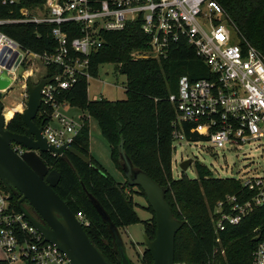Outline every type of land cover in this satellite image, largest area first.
Segmentation results:
<instances>
[{
  "label": "built area",
  "instance_id": "built-area-1",
  "mask_svg": "<svg viewBox=\"0 0 264 264\" xmlns=\"http://www.w3.org/2000/svg\"><path fill=\"white\" fill-rule=\"evenodd\" d=\"M15 17L0 15V77L6 72L11 83L0 88L9 91L15 81L21 87L23 102L14 108L22 111L28 100V80L38 83L53 80L42 88L38 115L44 116L42 134L56 147L72 145L89 117L81 122L63 109L70 104L62 97L79 78L92 77L89 59L104 42V34L139 23L150 37V53L167 56L172 45L185 42L194 47L209 67L210 78L192 80L188 75L179 79L178 92L169 99L175 105L172 121V146L187 140L184 124L191 123V132L204 135L210 147L239 149L244 144L264 143V54L244 38L238 27L215 0H1ZM17 23L51 25L55 50L36 52L24 49L21 43L2 27ZM146 57V55L144 56ZM22 73L17 78L19 67ZM51 67L57 71L49 73ZM37 77V81L32 79ZM4 113V111H3ZM6 121L7 118L4 113ZM193 141V142H198ZM18 153L26 149L12 142ZM73 146V145H72ZM53 155H58L53 152ZM176 161V160H175ZM246 191L227 194L211 212L214 247L205 264H218L225 257V233L256 207L264 205V166L247 169L240 177ZM8 190L0 179V248L10 264L18 260L26 264H72L71 260L29 222L21 212L14 211ZM82 226L91 221L82 211L76 213ZM176 264H185L177 262ZM252 264H264V238L257 241Z\"/></svg>",
  "mask_w": 264,
  "mask_h": 264
},
{
  "label": "trees",
  "instance_id": "trees-1",
  "mask_svg": "<svg viewBox=\"0 0 264 264\" xmlns=\"http://www.w3.org/2000/svg\"><path fill=\"white\" fill-rule=\"evenodd\" d=\"M215 1L222 5L240 34L264 54V0ZM12 8L14 11H9L0 0L1 16H17L19 9ZM2 29L17 39L24 49L50 53L55 50L51 25L17 23ZM139 48L150 49V37L139 23L129 24L122 30L106 32L103 45L89 59L92 77L99 75L100 65H116V71L126 76L125 98L90 99L89 80L86 77L79 78L73 87L63 92L62 97L70 106L87 110L98 119L104 137L112 146L113 157L122 170L121 141L134 166L164 186L166 200L174 217L183 221L175 237V260L185 264H205L214 247L212 210L227 194L240 195L246 188L235 177L214 176L211 169L200 161H195L196 177H189L185 173L174 177L172 121L176 117V108L169 97L178 92L182 75L197 80L210 78L212 73L194 47L185 42L172 45L165 57H137L135 52ZM56 71V67L49 69L50 74ZM44 118L37 115L36 123L43 124ZM183 126L188 140L207 139L198 132H191L193 124L185 123ZM8 129L25 133L26 125L19 112L8 123ZM72 145L87 155L90 163L71 152H67V158L51 152H44L41 156L50 169L55 168L61 173L56 192L75 214L82 211L91 221L90 226L85 227L90 240L106 258L117 263L113 235L89 195L101 204L120 230L140 220L129 194L130 186L127 180L124 183L113 180L92 157L88 119L83 122ZM139 189L146 197L142 188ZM12 193L10 206L20 212L18 203L22 194L14 188ZM148 208L152 217L141 222L144 232L154 238L155 213L150 205ZM261 238H264V205L256 207L240 224L227 230L226 256H219L218 264H252V252ZM145 253L143 261L149 264L152 262L151 253L147 248ZM0 264L10 262L1 258Z\"/></svg>",
  "mask_w": 264,
  "mask_h": 264
},
{
  "label": "water",
  "instance_id": "water-1",
  "mask_svg": "<svg viewBox=\"0 0 264 264\" xmlns=\"http://www.w3.org/2000/svg\"><path fill=\"white\" fill-rule=\"evenodd\" d=\"M52 80L53 77L45 78L36 84L28 80L29 96L26 107L20 112L26 125L25 133L8 129L9 121H6L4 105L0 99V179L8 190V199L11 200L13 197L12 188L22 194L18 203L20 212L45 240L54 243L72 264H134L126 253L119 228L113 224L107 212L92 195H89L90 199L104 221L108 223L113 235L114 248L118 255L117 263L106 258L94 245L75 212L55 190L61 173L55 168L50 169L41 153L55 152L67 158V152H71L87 163H90V158L72 145L56 147L50 144L42 134L43 127L38 126L35 121L42 103V88ZM10 83L11 78L5 72L0 77V88H6ZM12 142L22 144L26 150L21 154L16 152ZM123 145L122 141L120 158L127 183L129 186L142 188L148 205L155 213V237L150 238L144 232L145 247L152 256V262L149 264H176L175 237L183 221L174 217L172 208L166 200L164 186L157 183L144 170L136 168ZM193 162V157L182 160L180 168L186 171ZM23 200L28 201L44 223L38 221L24 208Z\"/></svg>",
  "mask_w": 264,
  "mask_h": 264
},
{
  "label": "rangeland",
  "instance_id": "rangeland-1",
  "mask_svg": "<svg viewBox=\"0 0 264 264\" xmlns=\"http://www.w3.org/2000/svg\"><path fill=\"white\" fill-rule=\"evenodd\" d=\"M153 55L147 48H139L135 52L137 57H146ZM22 73L20 66L15 73L9 74L15 78ZM37 81V77L32 79ZM89 98L90 99H123L126 97L125 84L126 76L116 71V65L113 63H105L99 67V75L90 77L89 79ZM1 95V101L4 105V113L9 119L14 115V108H20L19 103L23 102L21 96V87L16 81L11 84L9 91ZM22 111L23 112L24 108ZM63 111L81 122V116L85 115L89 121L90 128V152L92 157L98 161L105 172L116 182H126V177L123 170L117 165L114 157L111 144L106 140L102 133L101 125L95 116H92L87 110L77 106H68ZM122 142V141H121ZM120 142V144H121ZM119 144V146H120ZM176 150H173L172 170L174 177H180L184 173L189 177H196L197 171L195 161H200L208 166L217 177H240L247 169H256L264 166V143L256 142L255 144H244L239 149H230L227 147L211 148L210 144L205 140L198 142L182 140L173 144ZM194 158V162L190 167L183 171L180 168V162ZM176 160V161H175ZM129 194L132 196L133 207L139 216L140 220L123 226L120 228L121 238L126 248L127 255L137 263L138 258L144 259L146 247L144 243V230L141 220H146L152 217V212L148 208L147 198L142 194L138 186H130ZM5 258L2 248H0V259ZM13 264H26L25 261L18 260Z\"/></svg>",
  "mask_w": 264,
  "mask_h": 264
},
{
  "label": "flooded vegetation",
  "instance_id": "flooded-vegetation-1",
  "mask_svg": "<svg viewBox=\"0 0 264 264\" xmlns=\"http://www.w3.org/2000/svg\"><path fill=\"white\" fill-rule=\"evenodd\" d=\"M3 111H4V108H3ZM16 114V113H15ZM15 114H14V116H15ZM13 116V117H14ZM12 117V118H13ZM11 121V120H10ZM9 121V122H10ZM35 121H36V119H35ZM38 124V123H37ZM38 126H42L43 127V124H38ZM26 149V148H25ZM42 154V153H41ZM23 206L26 208V210L34 217V218H36L38 221H40V222H42V223H44V221L40 218V216L37 214V212L33 209V207L28 203V201L27 200H23ZM134 262V261H133ZM134 264H146L144 261H143V259H141L140 257L138 258V260H137V263L136 262H134Z\"/></svg>",
  "mask_w": 264,
  "mask_h": 264
},
{
  "label": "bare ground",
  "instance_id": "bare-ground-1",
  "mask_svg": "<svg viewBox=\"0 0 264 264\" xmlns=\"http://www.w3.org/2000/svg\"><path fill=\"white\" fill-rule=\"evenodd\" d=\"M11 117H12V116H11ZM11 117H10V118H11Z\"/></svg>",
  "mask_w": 264,
  "mask_h": 264
}]
</instances>
